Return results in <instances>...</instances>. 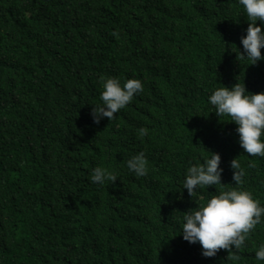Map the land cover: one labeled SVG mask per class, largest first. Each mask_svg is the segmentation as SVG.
<instances>
[{"label":"trees","instance_id":"obj_1","mask_svg":"<svg viewBox=\"0 0 264 264\" xmlns=\"http://www.w3.org/2000/svg\"><path fill=\"white\" fill-rule=\"evenodd\" d=\"M247 25L239 0H0V264H264V217L213 257L180 235L182 212L236 186L233 158L264 205V157L207 103L236 82L264 92V61L239 56ZM106 77L143 91L94 123ZM140 151L144 176L126 166ZM209 151L225 185L191 197L185 170ZM96 166L117 179L91 183Z\"/></svg>","mask_w":264,"mask_h":264},{"label":"clouds","instance_id":"obj_2","mask_svg":"<svg viewBox=\"0 0 264 264\" xmlns=\"http://www.w3.org/2000/svg\"><path fill=\"white\" fill-rule=\"evenodd\" d=\"M246 13L248 25L245 34L240 37L243 51L241 58L254 65L264 61L261 49L264 48V0H239ZM260 21V24H257ZM100 103L94 105L91 116L94 123L113 116L124 108L136 94L143 91V83L136 78L121 83L117 77H106L102 81ZM207 103L214 107L218 117L227 116L236 125L238 142L250 156L264 157V92L251 93L244 83L236 82L231 87H216L207 97ZM146 128L139 129L141 135L147 134ZM210 155L202 161L190 162L187 166L182 190L186 189L192 197L194 192L205 186L225 185L221 183L223 169L220 155L209 151ZM127 169L136 176L147 174V157L143 151L130 156L126 161ZM233 170L232 180L235 187L220 190L186 212H182L180 235L188 243H199L204 257H213L220 249L228 252L245 246L250 231L264 217V205L253 198L252 193L242 187L244 169L237 158L230 162ZM117 176L106 167L96 166L90 174V182L104 185L106 181H115ZM255 259L264 260V243L255 250Z\"/></svg>","mask_w":264,"mask_h":264}]
</instances>
